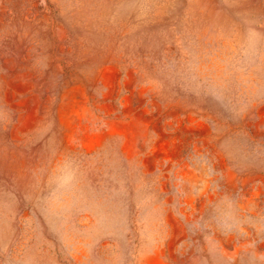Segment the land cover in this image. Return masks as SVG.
Wrapping results in <instances>:
<instances>
[{
	"label": "rangeland",
	"instance_id": "1",
	"mask_svg": "<svg viewBox=\"0 0 264 264\" xmlns=\"http://www.w3.org/2000/svg\"><path fill=\"white\" fill-rule=\"evenodd\" d=\"M0 264H264V0H0Z\"/></svg>",
	"mask_w": 264,
	"mask_h": 264
}]
</instances>
